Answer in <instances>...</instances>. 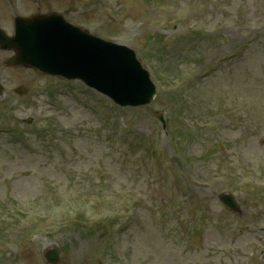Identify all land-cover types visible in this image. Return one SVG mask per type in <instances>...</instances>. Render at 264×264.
Returning a JSON list of instances; mask_svg holds the SVG:
<instances>
[{
    "label": "rangeland",
    "instance_id": "374dc122",
    "mask_svg": "<svg viewBox=\"0 0 264 264\" xmlns=\"http://www.w3.org/2000/svg\"><path fill=\"white\" fill-rule=\"evenodd\" d=\"M77 2L76 0H73ZM127 0L126 2H128ZM157 0H136V5L132 10V15L137 16L141 13H149L148 16L151 20H156L157 16L152 14L153 6ZM166 1V0H163ZM253 0H231L230 4H227L229 10L235 12V17L228 18L221 12V21H214V26L222 30L227 31L232 27L233 23L241 22L243 18L251 19L254 14L252 10ZM107 4H104V7ZM103 10V9H102ZM102 16V13H101ZM104 17V16H103ZM126 21H116V28L119 32L125 31ZM226 37L227 34L222 32ZM227 39V38H226ZM226 42L218 43L216 46H209L206 44H200L198 46L199 51L214 49L216 51H226L228 46L224 45ZM254 53H258L261 58L263 50L257 46L253 47L252 51L242 57L234 67L227 68L219 80L207 81L206 90L208 95L215 94L220 98H244V94H264L261 87L251 88L250 83L255 80H259L258 66L251 62V56ZM158 56V55H157ZM155 62H159L162 66L164 62H160L161 58L154 57ZM165 64L164 66H168ZM2 72L6 75L7 80H18L15 73L5 68ZM243 74L246 77L247 85L242 88V93L234 92L230 81L237 80L238 76ZM24 75L28 78L34 77L36 82L33 86L44 87L46 83H50L51 87H56L55 81L46 79L41 75H38L31 71H24ZM11 76V77H10ZM241 91V90H240ZM64 93V91H63ZM66 93V91H65ZM66 98L67 109L64 112V118L67 124L77 126L83 122L95 123V118L90 113L80 109L76 106L72 100V93L68 91L66 94H61ZM171 98L170 89L166 91L161 101L152 107L154 111L167 108L174 100ZM25 106V105H24ZM42 108L35 107L33 110H42L48 108L49 105L41 103ZM147 109H140L134 112L137 117L129 116V121L134 129L140 131L153 132L155 126L153 124L152 114ZM256 133L252 136L244 135V133L236 132V129L231 130L227 128V137L229 140V148L239 156H247L254 159V163L257 165L258 173L264 176V145H261L260 140L264 138V121L259 120V115L264 114V108H257L256 110ZM19 117L24 115V111L18 112ZM176 125H174V130ZM103 138L109 137L108 132H102ZM213 137L211 139L210 146L206 147L211 149L214 147ZM160 148L162 150L160 163L152 165L153 179L150 184L153 185L150 193L157 197H163L167 200V195L172 194L174 189L179 192L181 202L188 201L189 204H193L189 211L183 212L179 216L172 215L167 207H164L163 213H156V210L149 209L146 213L141 212L144 225L141 229H132L131 232L124 237V246L127 249V253L138 264H246L245 254L249 246H243L242 240L236 241L235 226H231V221L239 220L240 222H249L251 220L256 222V226L264 222V200L245 202V208L243 214H230L223 212L221 204L216 196L217 190L223 188V181L209 180L202 182L203 179L199 176H210L209 167L226 165L228 160L224 159L221 154V160H214V148L213 150H206L207 157L200 162V165H196L194 169V156L191 157L190 165L186 166L183 161L175 160L171 144L167 142V139H159ZM0 165L5 164L4 175L14 174L15 180L13 182V192L11 194L17 195L19 200L27 202L40 193V176L47 175L54 180H65V176L69 174V169L72 167L90 165L96 163H113L116 157H108L101 152V143L98 140H93L90 137L78 138L69 142V147L62 150L59 153L47 154L45 152H39L36 154H30L22 148H16L14 150L9 149L8 142L0 138ZM192 148L188 151L191 152ZM141 155H138L131 163L135 166H142ZM263 163L262 165L259 163ZM46 165L44 168L43 166ZM121 167V165H119ZM145 168V167H144ZM117 169V168H115ZM146 169V168H145ZM144 170V169H143ZM25 171H31V175H25ZM149 173V170H145ZM173 178L175 181L168 182V179ZM121 181L127 186L124 188H132L143 194L146 182H137L133 180L128 182L126 179ZM189 184L194 183V187L188 188L186 182ZM186 191H183V187ZM8 189V188H7ZM9 190V189H8ZM243 194H245L243 192ZM241 196V195H240ZM168 202L166 201V204ZM152 206L148 203L147 207ZM183 208L185 206L183 205ZM222 210V212H221ZM209 212V217L213 218L212 223H208L206 220V213ZM1 227H7L9 225V237L8 247H18V235L16 230L11 231L12 225L9 224L8 218L2 216L0 219ZM7 222V223H6ZM29 227V223L26 221L22 226V230L26 231ZM37 240L42 243H47L45 233L39 230L36 234ZM99 237V235H98ZM186 240L188 242H186ZM54 241H58L55 239ZM83 241L84 244L80 243ZM79 242L73 239L66 241L67 245L79 255H83V259L79 260L80 264H99V258L105 257L108 259L109 252L107 250V241L105 239L97 240L95 237L80 240ZM150 242L151 247L146 250L145 243ZM98 245V246H97ZM217 245L229 246L234 245L236 251H230L228 253H218L216 250ZM155 251V255H152L149 250ZM68 256V255H66ZM264 256V255H263ZM151 259H153L151 261ZM264 259L255 258L250 261V264H263ZM25 263H27L25 261Z\"/></svg>",
    "mask_w": 264,
    "mask_h": 264
}]
</instances>
